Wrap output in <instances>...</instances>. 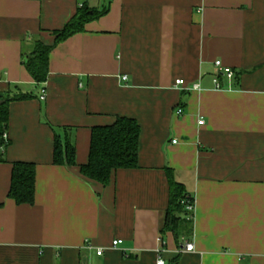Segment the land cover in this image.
Returning a JSON list of instances; mask_svg holds the SVG:
<instances>
[{
  "label": "crops",
  "instance_id": "0c3cea01",
  "mask_svg": "<svg viewBox=\"0 0 264 264\" xmlns=\"http://www.w3.org/2000/svg\"><path fill=\"white\" fill-rule=\"evenodd\" d=\"M83 2L107 12L54 46L37 85L22 45L52 44ZM11 88L33 96L9 104L0 264H264V0H0V92ZM116 116L139 123L138 167L102 186L80 166L91 128ZM52 128H69L75 165L52 163ZM14 161L35 164L30 205L7 197ZM165 167L194 195L192 252L160 232Z\"/></svg>",
  "mask_w": 264,
  "mask_h": 264
},
{
  "label": "trees",
  "instance_id": "16d2710c",
  "mask_svg": "<svg viewBox=\"0 0 264 264\" xmlns=\"http://www.w3.org/2000/svg\"><path fill=\"white\" fill-rule=\"evenodd\" d=\"M106 12L107 7L97 9L83 2L78 5L74 14L61 28L51 32L54 37L52 44L44 43L38 36L25 41L21 48V63L37 85H41L48 79V58L54 46L71 35L81 33L86 23L97 20ZM32 96L33 93H24L13 88L7 92H0L2 101L0 103V161H5L2 152L9 143V141L5 142L2 137L8 127L9 104L12 101H23ZM114 120L112 124L91 128L87 161L80 166V173L85 179L94 180L102 186L110 182L114 170L138 167L140 138L138 121L125 116H116ZM52 130L54 132L52 163L54 165H75L76 151L68 135L69 128H64L66 131L63 135L55 132L53 128ZM11 167L7 197L18 205L32 204L35 200V164L30 161H14ZM164 170L168 180L169 196L160 232L164 234L165 231H170L181 246L183 241H188L193 231L194 211L189 212L186 205L194 204V195L186 191L182 183L175 180L170 167H165ZM178 258L179 256L172 258L171 264H176Z\"/></svg>",
  "mask_w": 264,
  "mask_h": 264
},
{
  "label": "built area",
  "instance_id": "2783aa9c",
  "mask_svg": "<svg viewBox=\"0 0 264 264\" xmlns=\"http://www.w3.org/2000/svg\"><path fill=\"white\" fill-rule=\"evenodd\" d=\"M214 64H215V66L218 68V70H219V72H220L221 74L225 75L229 80L233 79L234 72H233L229 67L224 66V65L222 64L221 60L215 61ZM123 79H126V76L123 77ZM213 83H214V85H215V87H216L217 89L221 88V87H220V82H219V80H218L217 77H215V78L213 79ZM175 84H176V85H183V84H184V81H183V79H176V80H175ZM191 88H193V89H199L198 84H192V87H191ZM40 92H41V93H40L39 99H40V100L45 99L44 88H41ZM181 113H182V109H181V108H178V109L176 110V114H181ZM198 124H203V120H199ZM2 137L4 138L5 142L8 141V138H7L6 133H4V134L2 135ZM173 142H174V141H173ZM186 206H187L186 209H187L189 212H193V211H194V204H193V205H189V204H188V205H186ZM121 242H122V239H120V240H119V239L113 240V242H112V246H118V245H120ZM85 247L88 248V249H91L93 246H92L91 242L87 241V242L85 243ZM193 250H194V245H193V243L190 242V241H184L183 244H182V245L180 246V248H179V251H181V252H192ZM102 252H103L102 249H97V250L95 251V254H97V255H102V254H103ZM156 264H164V261H163L161 258H159V259L157 260Z\"/></svg>",
  "mask_w": 264,
  "mask_h": 264
},
{
  "label": "water",
  "instance_id": "95a60500",
  "mask_svg": "<svg viewBox=\"0 0 264 264\" xmlns=\"http://www.w3.org/2000/svg\"><path fill=\"white\" fill-rule=\"evenodd\" d=\"M2 101L0 100V103H1Z\"/></svg>",
  "mask_w": 264,
  "mask_h": 264
}]
</instances>
